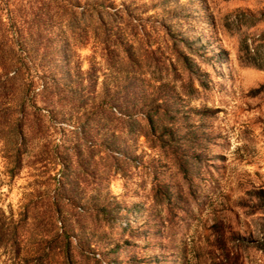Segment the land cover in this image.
Returning <instances> with one entry per match:
<instances>
[{"label": "rangeland", "instance_id": "obj_1", "mask_svg": "<svg viewBox=\"0 0 264 264\" xmlns=\"http://www.w3.org/2000/svg\"><path fill=\"white\" fill-rule=\"evenodd\" d=\"M263 30L264 0H0V264H264Z\"/></svg>", "mask_w": 264, "mask_h": 264}, {"label": "trees", "instance_id": "obj_2", "mask_svg": "<svg viewBox=\"0 0 264 264\" xmlns=\"http://www.w3.org/2000/svg\"><path fill=\"white\" fill-rule=\"evenodd\" d=\"M262 35H264V30L262 31ZM128 61L130 62L131 59L130 58H127ZM186 59H183L182 62H185ZM186 64V63H185ZM255 66H259V65H256ZM185 67H187V65H185ZM189 68V67H188ZM192 89H189V91H185L186 94H190V91ZM145 120H146V123H147V126L149 128V130H151L153 128V119L151 117V113H146L145 112ZM254 201L257 203L256 207L257 210H260L261 212L264 213V189L263 188H259L258 189V192H257V195L254 197ZM2 236V235H0Z\"/></svg>", "mask_w": 264, "mask_h": 264}]
</instances>
